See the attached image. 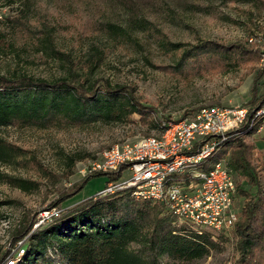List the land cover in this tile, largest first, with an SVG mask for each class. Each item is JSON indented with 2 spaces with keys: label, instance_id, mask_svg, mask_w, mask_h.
<instances>
[{
  "label": "rangeland",
  "instance_id": "obj_1",
  "mask_svg": "<svg viewBox=\"0 0 264 264\" xmlns=\"http://www.w3.org/2000/svg\"><path fill=\"white\" fill-rule=\"evenodd\" d=\"M108 25L122 28L128 36L114 34ZM263 34L264 0H0V75L76 77L99 87L124 86L145 108L109 123L0 127V143L14 153L10 161L0 162L4 175L0 176V262L7 253L15 258L21 254L27 237L17 242L19 231L33 220L34 229L49 221L57 210L48 209L50 204L80 183L89 164L105 149L158 137L161 122L175 124L204 107L256 106L264 96V46L257 42ZM205 41L235 48L177 66L182 52L165 46L189 48ZM260 137L245 142L253 147L251 163L264 179ZM225 157L229 159L230 151ZM233 178L245 191L254 192L240 175L233 173ZM11 179L27 181L28 189L15 187ZM107 180V176L90 179L59 209L98 194ZM245 201L236 193L237 224L216 234L203 257L163 256L160 263L238 264L235 231ZM258 220L263 237L252 264H264V217ZM173 222L171 227L178 229ZM152 225L146 223L141 241L132 243L130 250L149 254Z\"/></svg>",
  "mask_w": 264,
  "mask_h": 264
},
{
  "label": "trees",
  "instance_id": "obj_2",
  "mask_svg": "<svg viewBox=\"0 0 264 264\" xmlns=\"http://www.w3.org/2000/svg\"><path fill=\"white\" fill-rule=\"evenodd\" d=\"M107 29L128 36L120 27L108 25ZM165 46L182 52L177 66H182L188 59L211 53L224 54L235 48L209 41L189 48L171 43ZM144 109L124 86L105 83L99 87L76 77L45 80L25 75H0V127L45 128L109 123L133 113H142ZM167 122L170 120L160 123V133L166 129ZM252 134L253 129L242 127L239 135H226L214 154L200 166L207 171L230 151L226 161L228 171L240 175L250 189H254L251 193L236 185L238 195L246 199L242 220L235 231L240 255L238 264H252L255 249L263 237L258 218L264 217V179L251 163L253 147L245 142V138ZM260 140L264 142V136ZM13 154L9 146L0 143V162L10 161ZM0 176L4 178L1 173ZM102 176L106 175L88 174L69 193L61 194L48 207L57 209L49 221L34 229L36 220H33L27 228L19 231L17 242L27 237V245L20 249L21 254L15 258L7 253L0 264H38V260L43 264H161L159 260L163 256L181 260L201 258L214 245L208 235L172 228V219L163 204L137 199L132 189L111 194H100L101 190L72 208L59 209L60 204L77 195L90 179ZM119 177L120 172L107 175L106 183ZM183 177L186 179V175ZM10 182L19 189H28L29 183L25 180L11 179ZM147 222L153 224L148 239L151 251L142 254L130 250L132 243L141 241Z\"/></svg>",
  "mask_w": 264,
  "mask_h": 264
},
{
  "label": "built area",
  "instance_id": "obj_3",
  "mask_svg": "<svg viewBox=\"0 0 264 264\" xmlns=\"http://www.w3.org/2000/svg\"><path fill=\"white\" fill-rule=\"evenodd\" d=\"M257 42L264 46V34ZM242 127L253 129L249 137L264 136V97L249 108L204 107L167 123L158 137L112 145L89 164L86 175L120 172L100 194L132 189L137 199L163 204L179 228L213 239L238 222L237 184L226 167L227 157L207 171L200 166L226 135H239Z\"/></svg>",
  "mask_w": 264,
  "mask_h": 264
}]
</instances>
